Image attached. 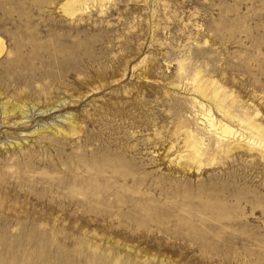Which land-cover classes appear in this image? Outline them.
<instances>
[{
  "label": "rangeland",
  "instance_id": "obj_1",
  "mask_svg": "<svg viewBox=\"0 0 264 264\" xmlns=\"http://www.w3.org/2000/svg\"><path fill=\"white\" fill-rule=\"evenodd\" d=\"M67 1L0 0L1 100L39 104L25 125L0 119V143L74 112L82 135L60 158L126 180L64 190L39 179L58 156L27 182L1 165L0 264H264V153L229 137L219 151L195 103L264 139V0H78L72 16ZM61 97L78 101L38 113ZM188 130L207 148L190 172Z\"/></svg>",
  "mask_w": 264,
  "mask_h": 264
},
{
  "label": "bare ground",
  "instance_id": "obj_2",
  "mask_svg": "<svg viewBox=\"0 0 264 264\" xmlns=\"http://www.w3.org/2000/svg\"><path fill=\"white\" fill-rule=\"evenodd\" d=\"M79 3L80 2L78 0H68L65 6L67 7V12L65 11V14L71 16L74 15L76 12L74 10V5ZM6 50L7 48L5 46V43L0 37V59L6 53ZM64 65L66 64L64 63ZM60 67L62 68V70H65L63 65ZM73 70H77V68L75 67V69ZM46 75L48 77H54L58 74L47 71ZM201 94L204 95V93ZM2 95L4 94L0 93V119H2L3 123L7 126L27 124L28 115L31 114V111L33 109L39 107L38 102H35L36 100L32 102L30 98L23 101L19 98L16 100H11V98L4 97L1 100ZM77 101L78 100L73 99L70 103L75 104ZM70 103L69 100L61 97L58 99V101L53 100L52 102L47 103L45 107L39 109L38 113L47 114L49 112L56 111L57 109H61L64 107V105H68ZM195 103L202 110V115H204V117L206 118L209 129H211V131L215 135L217 139V149L219 151H223L221 149V144L223 141H225V138L229 137L231 139L230 143L228 144L227 151H231L233 147L234 150L235 147L240 148L243 146H257L258 148H261L262 152L264 153V139L261 140L259 137L253 135L252 133H249L250 135L247 136V134L245 133L247 132L246 130L241 129V131L239 130V132L231 128L229 125L216 121L214 119V116L212 115L211 109H208L203 103L199 101H196ZM16 118L18 120L14 121V119ZM81 121L82 120L80 114L68 112L53 121L40 123L32 132H29V134L23 135L22 137L15 139L12 142H1L0 156L2 157V162L0 163V166L2 165V169L4 171H15L14 174H11L16 175L15 178L24 180L26 182L31 181V179H33L35 175L39 173L36 171L39 167L49 165L48 168L51 169V157L55 158L56 156H58L60 158L59 155L66 152L65 147L68 146H60L59 144H62L63 142H71L73 145L74 138H81ZM242 127L245 128L244 125ZM253 128L254 130L260 129L256 126H254ZM32 137H37L41 141L54 140L58 146L50 152L47 151L43 153V155V150L41 147L35 145V143L31 145V143H33ZM186 143L191 148V151L184 155V157L187 158V162L183 164V168L189 170L190 172V169H192L193 167V164H191L190 161L194 163L195 161L200 159L205 154V151H207V148H205L203 139L195 136L190 130L186 132ZM28 147H31L30 150L25 151ZM34 152H38L40 155H42L43 159H31V153ZM47 155H50V157ZM58 157H56L57 161L55 163L57 165V168L55 169V167H53V171H50L49 173H40L41 175H43V177H38L41 181L50 184V186H55L57 189H85L89 190L90 192H107L121 186L126 180V173L123 170L122 166H113V164H111L110 162H106L103 159H98L95 157V159L86 160V158H83L76 162H71L68 161V159H66L65 157V159H58ZM35 165H37L36 169ZM194 168L199 170L200 165H194ZM63 173L65 174L67 179L62 178L61 176H56V174L62 175ZM111 177L115 178V181H111ZM95 200L93 199V201Z\"/></svg>",
  "mask_w": 264,
  "mask_h": 264
}]
</instances>
